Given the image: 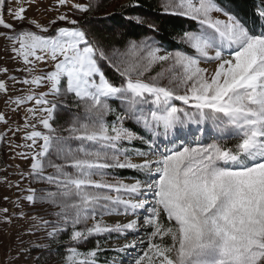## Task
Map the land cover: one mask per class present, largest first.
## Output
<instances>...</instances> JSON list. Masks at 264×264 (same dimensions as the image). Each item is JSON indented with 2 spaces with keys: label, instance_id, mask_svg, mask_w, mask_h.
Returning a JSON list of instances; mask_svg holds the SVG:
<instances>
[{
  "label": "snow or ice",
  "instance_id": "obj_1",
  "mask_svg": "<svg viewBox=\"0 0 264 264\" xmlns=\"http://www.w3.org/2000/svg\"><path fill=\"white\" fill-rule=\"evenodd\" d=\"M32 7L38 0H0V50L17 64V74L0 67V96L23 113L8 127L22 143L6 133L0 143L24 149L13 157L29 161L22 180L46 186L24 189L14 206L50 211L21 210L25 234L43 232L47 242L16 258L55 245L66 264H96L101 241L80 246L116 233L125 242L115 251L132 250L123 264H264V7L258 29L217 0H161L163 14L198 26L176 34L182 47L172 51L140 16L128 19L151 34L105 44L74 18L96 11V0H55L47 23L28 17ZM8 81L27 91L10 95ZM8 119L0 113V124ZM125 169L139 175L126 182ZM8 212L0 208V220L10 224ZM111 216L128 219L109 224Z\"/></svg>",
  "mask_w": 264,
  "mask_h": 264
},
{
  "label": "rangeland",
  "instance_id": "obj_2",
  "mask_svg": "<svg viewBox=\"0 0 264 264\" xmlns=\"http://www.w3.org/2000/svg\"><path fill=\"white\" fill-rule=\"evenodd\" d=\"M78 3H87L88 0H76ZM39 9L36 7H32L27 12L29 18H37L42 23H47L49 19L54 18L56 16V12L53 11H45V9L54 5L53 0H39ZM115 4V0L113 2ZM60 11H67L68 15L71 17L73 15L72 11L68 9H61ZM83 15V14H82ZM79 15L77 17H82ZM219 15V14H217ZM75 17V18H77ZM221 19H225V17L220 16ZM3 47V42L0 41V49ZM0 67H7L11 74L15 73V68L17 64L13 61L10 56L0 50ZM160 68L157 66L153 70V74L156 71H159ZM19 75V74H18ZM0 79H6V77L0 76ZM9 83V94L12 96H17L24 94L27 89L23 86L16 85L13 87L11 81ZM119 83V82H117ZM38 91H46V89H39ZM179 104V102H176ZM0 113H5L8 116V124H0V133H6L8 137L12 138V143L18 144L22 143L21 135L22 133H17L15 136L11 132H8V127L11 126L15 128L17 125L23 123V113L22 111L12 112L9 108L5 106V97L0 96ZM130 122V121H129ZM132 123V122H131ZM24 151V149H15L13 150L8 146V142L0 143V208H8V216L12 217V222L4 223L0 220V264H66L65 261V251L63 247L61 250H57V246H53L51 249L47 250H36L33 248L30 256L25 259L23 257L17 259L16 257L19 255V250L28 248L35 243H46L45 233L40 232L36 235H26L25 229L29 227V221L27 219H19V214L21 210L28 214H35L44 216L45 218H50V211L46 207H33L30 206L25 200H20L22 205L21 208H17L14 206V202L18 200V198L25 196L27 193L23 191L27 189L29 186L35 188L46 187L41 184H29L27 179H23L20 176V172H27L29 167V161L23 160L19 157L15 156L16 152ZM12 184L19 183L20 187H9L7 183L2 182L4 179ZM126 182H132L133 179H125ZM4 197H8L9 199L6 201ZM105 221L109 224H113L115 222H126L128 218L124 216H111L105 217ZM141 235H143L141 233ZM106 240V242H101V248L104 250H114L123 245L124 238L117 237L116 233H112L110 236L106 235L104 237H99ZM134 238L133 235L129 236V239ZM88 242L84 243L81 247H85V252L88 251ZM132 250H127L125 252H117V255L114 259L109 263L104 264H123V262L129 259L128 253ZM139 251L138 249L136 250ZM52 252L53 255L48 256L47 253ZM41 256L42 259L37 261L35 257Z\"/></svg>",
  "mask_w": 264,
  "mask_h": 264
},
{
  "label": "trees",
  "instance_id": "obj_3",
  "mask_svg": "<svg viewBox=\"0 0 264 264\" xmlns=\"http://www.w3.org/2000/svg\"><path fill=\"white\" fill-rule=\"evenodd\" d=\"M96 0L97 10L93 13L83 14L82 17H77L81 23L89 24L95 35L105 44L119 46L124 37L143 38L145 34H151L146 26L136 25L134 21H129L128 17L140 16L150 22L155 23L160 29L155 35L160 39L165 48L169 51L182 47L174 36L180 33L183 29L190 26H196L195 22L187 20L183 17L168 16L161 11V0ZM217 2L227 11L238 14L240 18L246 20L249 24L256 22V27L259 29L260 23L257 15V8L264 7L262 0H217ZM198 27V26H196ZM105 72L109 78L115 82H120V77L110 68L105 66ZM113 107L119 110L118 102H113ZM115 117L108 116L111 121ZM127 126L132 127L134 131L143 134V129L133 123L126 121ZM138 148L145 146L139 141L135 142ZM119 175L125 179H134L139 174L132 170H118ZM99 238L93 237L88 242V250L96 248V240ZM101 242H106L102 238ZM63 247H58L61 250ZM85 247H81L80 251L85 252ZM117 255L114 250H101L97 253L96 264H104L111 262Z\"/></svg>",
  "mask_w": 264,
  "mask_h": 264
},
{
  "label": "crops",
  "instance_id": "obj_4",
  "mask_svg": "<svg viewBox=\"0 0 264 264\" xmlns=\"http://www.w3.org/2000/svg\"><path fill=\"white\" fill-rule=\"evenodd\" d=\"M39 1V0H38ZM54 2H55V0H53ZM71 17H73V15L71 16ZM75 18V17H74Z\"/></svg>",
  "mask_w": 264,
  "mask_h": 264
}]
</instances>
